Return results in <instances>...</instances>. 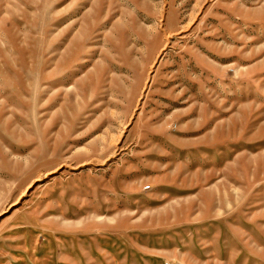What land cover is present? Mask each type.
<instances>
[{
  "label": "rangeland",
  "instance_id": "obj_1",
  "mask_svg": "<svg viewBox=\"0 0 264 264\" xmlns=\"http://www.w3.org/2000/svg\"><path fill=\"white\" fill-rule=\"evenodd\" d=\"M0 264H264V0H0Z\"/></svg>",
  "mask_w": 264,
  "mask_h": 264
}]
</instances>
